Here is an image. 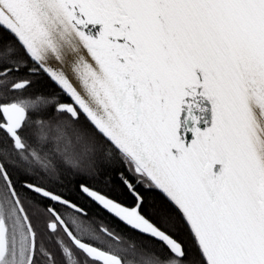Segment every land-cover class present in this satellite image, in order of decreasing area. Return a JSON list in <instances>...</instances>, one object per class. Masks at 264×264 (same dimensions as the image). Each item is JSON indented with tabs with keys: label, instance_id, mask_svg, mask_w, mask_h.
<instances>
[{
	"label": "snow or ice",
	"instance_id": "obj_1",
	"mask_svg": "<svg viewBox=\"0 0 264 264\" xmlns=\"http://www.w3.org/2000/svg\"><path fill=\"white\" fill-rule=\"evenodd\" d=\"M0 264H264V0H0Z\"/></svg>",
	"mask_w": 264,
	"mask_h": 264
},
{
	"label": "trees",
	"instance_id": "obj_2",
	"mask_svg": "<svg viewBox=\"0 0 264 264\" xmlns=\"http://www.w3.org/2000/svg\"><path fill=\"white\" fill-rule=\"evenodd\" d=\"M88 210H89L90 214L102 216V217H104V219L109 220L110 223H114V221H111L109 217L104 216V214L98 208H96L94 205H89ZM120 227L121 226L117 225L118 229Z\"/></svg>",
	"mask_w": 264,
	"mask_h": 264
}]
</instances>
